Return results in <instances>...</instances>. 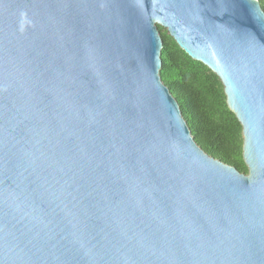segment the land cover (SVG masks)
Wrapping results in <instances>:
<instances>
[{"label":"water","instance_id":"water-1","mask_svg":"<svg viewBox=\"0 0 264 264\" xmlns=\"http://www.w3.org/2000/svg\"><path fill=\"white\" fill-rule=\"evenodd\" d=\"M159 26L219 78L247 174L191 136ZM0 264H264L257 0H0Z\"/></svg>","mask_w":264,"mask_h":264},{"label":"trees","instance_id":"trees-1","mask_svg":"<svg viewBox=\"0 0 264 264\" xmlns=\"http://www.w3.org/2000/svg\"><path fill=\"white\" fill-rule=\"evenodd\" d=\"M264 11V0H257ZM162 39L159 76L177 101L194 141L208 155L247 174L242 158L241 125L226 103L219 78L190 58L166 30Z\"/></svg>","mask_w":264,"mask_h":264},{"label":"rangeland","instance_id":"rangeland-1","mask_svg":"<svg viewBox=\"0 0 264 264\" xmlns=\"http://www.w3.org/2000/svg\"><path fill=\"white\" fill-rule=\"evenodd\" d=\"M163 30H166L165 28L161 27Z\"/></svg>","mask_w":264,"mask_h":264}]
</instances>
